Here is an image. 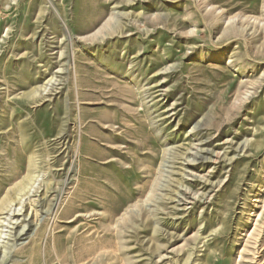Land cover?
Wrapping results in <instances>:
<instances>
[{
	"label": "rangeland",
	"instance_id": "374dc122",
	"mask_svg": "<svg viewBox=\"0 0 264 264\" xmlns=\"http://www.w3.org/2000/svg\"><path fill=\"white\" fill-rule=\"evenodd\" d=\"M2 202L0 264H264V0H0Z\"/></svg>",
	"mask_w": 264,
	"mask_h": 264
},
{
	"label": "bare ground",
	"instance_id": "6f19581e",
	"mask_svg": "<svg viewBox=\"0 0 264 264\" xmlns=\"http://www.w3.org/2000/svg\"><path fill=\"white\" fill-rule=\"evenodd\" d=\"M18 190L23 191L24 189L20 186V187H18ZM0 206H1L0 209L3 211L8 206V203L2 202V205H0Z\"/></svg>",
	"mask_w": 264,
	"mask_h": 264
}]
</instances>
